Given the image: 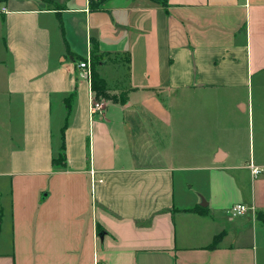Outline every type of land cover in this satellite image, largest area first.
Listing matches in <instances>:
<instances>
[{
	"label": "crops",
	"instance_id": "1",
	"mask_svg": "<svg viewBox=\"0 0 264 264\" xmlns=\"http://www.w3.org/2000/svg\"><path fill=\"white\" fill-rule=\"evenodd\" d=\"M0 39V264H264V0H0Z\"/></svg>",
	"mask_w": 264,
	"mask_h": 264
},
{
	"label": "rangeland",
	"instance_id": "2",
	"mask_svg": "<svg viewBox=\"0 0 264 264\" xmlns=\"http://www.w3.org/2000/svg\"><path fill=\"white\" fill-rule=\"evenodd\" d=\"M0 60H5L4 59V48H3V43L1 39H0ZM261 91L262 89H260L259 85L256 83L255 78L252 80L251 86L248 87V89L245 88V94L247 93L250 103L252 104V107L254 109V126L249 131V134H250L251 140H253V148H254L255 155H257L258 152L262 149L261 142L264 141V129L263 128L259 129L257 127L258 118L260 117V110L262 109V105L264 106L262 98H261ZM222 105L224 107H221V108L225 109L226 107L225 102H223ZM54 126L55 124L53 125V131H54V135L55 134L56 135H55V138L53 139V142L55 145H57L59 142L60 133L58 131L56 132L57 129H56V126L55 128ZM246 133H248V130ZM247 147L248 146H247V139H246V148ZM176 183H177V180H175V184Z\"/></svg>",
	"mask_w": 264,
	"mask_h": 264
},
{
	"label": "trees",
	"instance_id": "3",
	"mask_svg": "<svg viewBox=\"0 0 264 264\" xmlns=\"http://www.w3.org/2000/svg\"><path fill=\"white\" fill-rule=\"evenodd\" d=\"M155 1H159V0H155ZM91 56V60H90V67H91V86L93 91L95 92V100H99L100 97H104L105 99L110 98L111 96H109L106 93V86H105V82L104 80L98 75L97 71H96V65L98 64L99 61V54L96 53V51L94 50V48L91 50L90 53ZM64 128L65 125L62 128V134L64 133ZM61 150H64V143H62L61 145ZM64 153H59L56 157H53L51 160L52 165H61L63 166L64 163ZM192 210V209H191ZM261 221L264 223V215H261L260 217ZM218 240V236L215 237L213 244H211V246H214L216 244Z\"/></svg>",
	"mask_w": 264,
	"mask_h": 264
},
{
	"label": "built area",
	"instance_id": "4",
	"mask_svg": "<svg viewBox=\"0 0 264 264\" xmlns=\"http://www.w3.org/2000/svg\"><path fill=\"white\" fill-rule=\"evenodd\" d=\"M1 11H5V8H1ZM78 67L80 69L79 77L84 80L90 81L92 71H91L89 60L87 59V60L80 61L78 63ZM102 108H103V103L101 101L93 100V103L91 104L92 112H100ZM250 169H251V173L253 176L258 175L261 171L259 167L253 165L252 163H250ZM246 209H247V206L244 203L239 202V203H235L231 207V212L234 215H241L246 211Z\"/></svg>",
	"mask_w": 264,
	"mask_h": 264
}]
</instances>
